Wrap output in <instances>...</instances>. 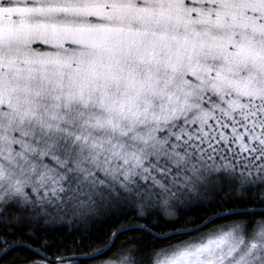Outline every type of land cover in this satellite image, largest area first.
Masks as SVG:
<instances>
[{
	"label": "snow or ice",
	"instance_id": "1",
	"mask_svg": "<svg viewBox=\"0 0 264 264\" xmlns=\"http://www.w3.org/2000/svg\"><path fill=\"white\" fill-rule=\"evenodd\" d=\"M0 264H264V0H0Z\"/></svg>",
	"mask_w": 264,
	"mask_h": 264
}]
</instances>
